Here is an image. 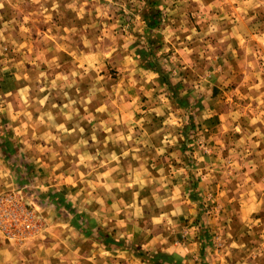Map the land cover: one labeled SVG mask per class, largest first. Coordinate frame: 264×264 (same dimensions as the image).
Returning <instances> with one entry per match:
<instances>
[{"label":"rangeland","instance_id":"rangeland-1","mask_svg":"<svg viewBox=\"0 0 264 264\" xmlns=\"http://www.w3.org/2000/svg\"><path fill=\"white\" fill-rule=\"evenodd\" d=\"M0 186V264L261 243L264 0H0Z\"/></svg>","mask_w":264,"mask_h":264},{"label":"crops","instance_id":"crops-1","mask_svg":"<svg viewBox=\"0 0 264 264\" xmlns=\"http://www.w3.org/2000/svg\"><path fill=\"white\" fill-rule=\"evenodd\" d=\"M1 187L2 186H0V188ZM103 218L107 219V217H103ZM221 219H222L221 224L227 223V226L229 227L235 226V224L238 226L241 224L243 225L246 222L251 223V221L252 223H261V225H259V227L261 228L260 229L261 231H258L257 234L258 236H261L263 240L261 243L259 244L255 243L256 245H253V242H249V237L246 238V240H244L245 237L241 239L239 235L236 239L238 240V242L232 239L228 247L221 246V248H219V253H218L219 259L214 260L215 263L213 264H264V226H263L264 218L263 217L262 218H259V217H221ZM253 232L254 230H252V233ZM243 240L246 241L244 242L245 245H242ZM178 251L181 252L180 249H178ZM189 251L191 252V250ZM182 252L187 253L186 250ZM244 252L247 254L246 257L241 256ZM227 255H230V256H227ZM18 258H19V254H18V257L14 256L15 260H18ZM31 258H29V260H31L29 264L33 260H36L34 259L33 256ZM20 260H22V262H20L21 264H25L23 258H21Z\"/></svg>","mask_w":264,"mask_h":264}]
</instances>
